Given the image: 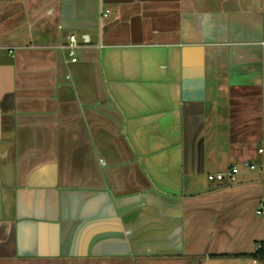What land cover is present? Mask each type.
<instances>
[{
    "label": "crops",
    "instance_id": "obj_1",
    "mask_svg": "<svg viewBox=\"0 0 264 264\" xmlns=\"http://www.w3.org/2000/svg\"><path fill=\"white\" fill-rule=\"evenodd\" d=\"M0 49V264H261L264 0H0Z\"/></svg>",
    "mask_w": 264,
    "mask_h": 264
},
{
    "label": "built area",
    "instance_id": "obj_2",
    "mask_svg": "<svg viewBox=\"0 0 264 264\" xmlns=\"http://www.w3.org/2000/svg\"><path fill=\"white\" fill-rule=\"evenodd\" d=\"M89 43L85 42V45H88ZM82 46L79 45L78 40L75 36H72L70 38V43L63 47L65 50H67L71 57H73V62H76L77 59L75 57L76 52L78 49H80ZM0 49V53H1ZM259 155L264 156V147L259 149L258 151ZM248 169L251 171L256 170V165L254 163L247 164ZM241 169L239 167H232L227 172H220L215 174L208 175V181L211 183H219V184H235L238 182L239 176L241 175ZM263 175V182H264V169L262 172ZM256 214L258 216H261L264 218V205H261L260 208L257 210ZM257 251H264V243H260L257 247Z\"/></svg>",
    "mask_w": 264,
    "mask_h": 264
},
{
    "label": "trees",
    "instance_id": "obj_3",
    "mask_svg": "<svg viewBox=\"0 0 264 264\" xmlns=\"http://www.w3.org/2000/svg\"><path fill=\"white\" fill-rule=\"evenodd\" d=\"M245 256L246 257L248 256V257L256 260L257 262L264 264V251H257L256 253L251 254V255H242V257H245ZM219 257H222V256H219Z\"/></svg>",
    "mask_w": 264,
    "mask_h": 264
},
{
    "label": "water",
    "instance_id": "obj_4",
    "mask_svg": "<svg viewBox=\"0 0 264 264\" xmlns=\"http://www.w3.org/2000/svg\"><path fill=\"white\" fill-rule=\"evenodd\" d=\"M85 42L90 43L93 41L92 37L85 36L84 37Z\"/></svg>",
    "mask_w": 264,
    "mask_h": 264
}]
</instances>
